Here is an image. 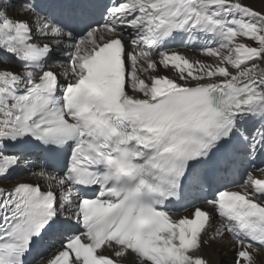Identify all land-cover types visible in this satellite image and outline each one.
<instances>
[{
  "label": "snow or ice",
  "instance_id": "obj_1",
  "mask_svg": "<svg viewBox=\"0 0 264 264\" xmlns=\"http://www.w3.org/2000/svg\"><path fill=\"white\" fill-rule=\"evenodd\" d=\"M217 246L264 264V0H0V264Z\"/></svg>",
  "mask_w": 264,
  "mask_h": 264
},
{
  "label": "bare ground",
  "instance_id": "obj_2",
  "mask_svg": "<svg viewBox=\"0 0 264 264\" xmlns=\"http://www.w3.org/2000/svg\"><path fill=\"white\" fill-rule=\"evenodd\" d=\"M190 55H197L196 52H189ZM206 255H210L213 264H233L235 259V252L230 247H214L211 250H206ZM261 256L264 257V251H262Z\"/></svg>",
  "mask_w": 264,
  "mask_h": 264
}]
</instances>
